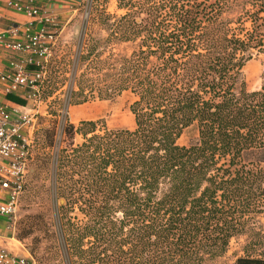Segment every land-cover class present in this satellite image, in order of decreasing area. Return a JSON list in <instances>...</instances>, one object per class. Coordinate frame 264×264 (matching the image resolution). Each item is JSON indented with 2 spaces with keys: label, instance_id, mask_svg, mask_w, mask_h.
Listing matches in <instances>:
<instances>
[{
  "label": "trees",
  "instance_id": "1",
  "mask_svg": "<svg viewBox=\"0 0 264 264\" xmlns=\"http://www.w3.org/2000/svg\"><path fill=\"white\" fill-rule=\"evenodd\" d=\"M116 2L119 16L98 10L104 41L135 46L106 54L94 39V77L68 105L129 91L135 125L64 129L50 169L64 263L203 264L246 234L234 264H264V225L250 223L264 212V77L248 91L243 76L264 53V0Z\"/></svg>",
  "mask_w": 264,
  "mask_h": 264
},
{
  "label": "rangeland",
  "instance_id": "2",
  "mask_svg": "<svg viewBox=\"0 0 264 264\" xmlns=\"http://www.w3.org/2000/svg\"><path fill=\"white\" fill-rule=\"evenodd\" d=\"M54 11L58 15L60 33L56 42L55 58L48 66V73L39 96L41 104L28 103L35 114V129L30 153V171L20 197L13 230L0 231V242L14 254L28 258L32 264H65L56 232L57 204L51 188V157L65 145L64 129L68 124L77 126L81 120H102L109 128H134V116L130 104L134 95L124 91L106 100H90L80 104H69L71 89L76 90L79 75L86 72L94 77V39L108 51L127 56L134 48L131 42H105L107 31L99 19L98 10L111 17L123 14L116 0H66L58 1ZM53 16V15H52ZM93 53L82 59L88 52ZM248 91L258 90L264 77V53L255 55L243 68ZM32 92H30L31 94ZM78 112H86L85 114ZM197 126L192 124L183 129L177 140L179 145H188L197 137ZM81 141L75 135L73 142ZM250 223L264 225V212L252 216ZM247 235L231 239L227 251L203 264H234L236 257L243 255Z\"/></svg>",
  "mask_w": 264,
  "mask_h": 264
},
{
  "label": "built area",
  "instance_id": "3",
  "mask_svg": "<svg viewBox=\"0 0 264 264\" xmlns=\"http://www.w3.org/2000/svg\"><path fill=\"white\" fill-rule=\"evenodd\" d=\"M7 5L39 23L33 30L29 24L16 21L0 27V46L13 56H23L10 58L9 69L0 72V92L6 97L18 94L20 90L31 91V94L23 95L27 103L21 108L29 110L30 101L34 105L42 103L39 90L46 79L48 66L55 58L59 23L55 16L44 14L37 0H9ZM22 110L13 108L10 111L0 106V226L5 230H13L15 225L20 197L30 171L29 149L35 129L34 116L42 114ZM0 264L32 262L0 245Z\"/></svg>",
  "mask_w": 264,
  "mask_h": 264
},
{
  "label": "crops",
  "instance_id": "4",
  "mask_svg": "<svg viewBox=\"0 0 264 264\" xmlns=\"http://www.w3.org/2000/svg\"><path fill=\"white\" fill-rule=\"evenodd\" d=\"M9 0H0V27L5 26L7 23H9L10 21H16L19 23H23V24H29L30 28L33 30L35 28H37L39 26V23L37 22H33L34 18H30L25 16L24 14L21 13H17L15 12L13 9H10L7 5V2ZM58 1H66V0H37V3L42 7L44 14L45 15H53L56 18L58 17V15H56V13H50V10L54 11V6L55 4H58ZM57 20L59 21V19L57 18ZM60 24L58 25V32H57V41H58V37H59V33H60ZM57 44V43H56ZM18 58V57H23L22 55H11L10 52H8L6 49H4L2 46H0V72H4L7 71L9 69V61L10 58ZM31 91L29 90H20V92L18 94H13L16 95L22 99L23 95H25L26 93L30 94ZM25 100V99H24ZM0 106H5L8 108V110L11 111V109H19L22 110L21 108H24V106L22 105H18L16 103H14L13 101L8 100L1 92H0ZM28 107V105H27ZM79 114L83 113L85 114L86 112H78ZM5 223V222H2ZM3 225V224H2ZM3 230V226H0V231ZM5 231V229H4ZM0 245H3L0 242Z\"/></svg>",
  "mask_w": 264,
  "mask_h": 264
}]
</instances>
